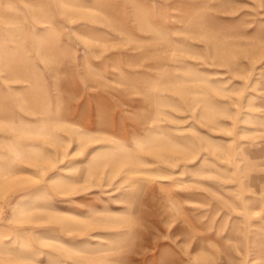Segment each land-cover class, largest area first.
<instances>
[{
	"label": "rangeland",
	"instance_id": "obj_1",
	"mask_svg": "<svg viewBox=\"0 0 264 264\" xmlns=\"http://www.w3.org/2000/svg\"><path fill=\"white\" fill-rule=\"evenodd\" d=\"M0 264H264V0H0Z\"/></svg>",
	"mask_w": 264,
	"mask_h": 264
}]
</instances>
